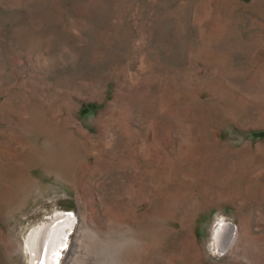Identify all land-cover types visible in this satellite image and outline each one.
I'll list each match as a JSON object with an SVG mask.
<instances>
[{"label": "rangeland", "instance_id": "374dc122", "mask_svg": "<svg viewBox=\"0 0 264 264\" xmlns=\"http://www.w3.org/2000/svg\"><path fill=\"white\" fill-rule=\"evenodd\" d=\"M57 210L60 264H264V0H0V264Z\"/></svg>", "mask_w": 264, "mask_h": 264}, {"label": "bare ground", "instance_id": "6f19581e", "mask_svg": "<svg viewBox=\"0 0 264 264\" xmlns=\"http://www.w3.org/2000/svg\"><path fill=\"white\" fill-rule=\"evenodd\" d=\"M77 219L72 212L57 210L32 226L27 235V249L32 264H60L63 248ZM230 222L218 221L214 230V243L224 249L234 237Z\"/></svg>", "mask_w": 264, "mask_h": 264}]
</instances>
